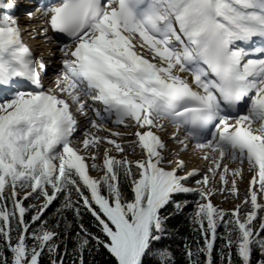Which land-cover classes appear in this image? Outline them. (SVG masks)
<instances>
[{"label":"snow or ice","instance_id":"1","mask_svg":"<svg viewBox=\"0 0 264 264\" xmlns=\"http://www.w3.org/2000/svg\"><path fill=\"white\" fill-rule=\"evenodd\" d=\"M25 31L62 43L48 88ZM175 216L186 264H264V0H0V264H177Z\"/></svg>","mask_w":264,"mask_h":264},{"label":"rangeland","instance_id":"2","mask_svg":"<svg viewBox=\"0 0 264 264\" xmlns=\"http://www.w3.org/2000/svg\"><path fill=\"white\" fill-rule=\"evenodd\" d=\"M26 1H31L32 0H26ZM28 3V2H27ZM34 10V9H32ZM17 11H21L20 13H18V16H20L21 14H27L26 11L21 8ZM24 19H19V22H23ZM22 24V23H21ZM20 24V25H21ZM25 24H26V27L30 26V25H34L35 24V21H29V20H26L25 21ZM23 26V25H22ZM36 26L34 27H31V28H28V29H32V28H35ZM27 32V31H26ZM35 37V38H33ZM24 38L26 39V41H28L30 44L33 45V47H35L37 49V55L38 57H40L41 59L43 60H46L47 63L51 64V70H50V74H52L53 76H57L59 75V72H60V68H61V56H55V55H51L49 56L51 53H52V49H50V46L48 45L49 42H45L43 37L36 34V33H29V34H26L24 35ZM41 40L42 42L39 43H36V44H33V40ZM34 40V41H35ZM42 52L45 53H48V54H45L46 56L44 55H41ZM51 52V53H50ZM48 55V56H47ZM49 61H56V62H49ZM50 82V81H49ZM54 83V79L53 81H51V83L49 84V86H52ZM83 125V123H82ZM83 130H87V127H85V125H83ZM169 132H171V129H168ZM84 132V131H83ZM102 135H104L105 133H101ZM163 136L166 137V135H164L162 133ZM81 133H76L74 136H73V145L76 146V147H79V144H78V141L80 140L81 138ZM169 144L170 146L173 148V149H176L178 148L179 146L176 145L174 142L172 141H169ZM191 151L189 152H180L178 155L184 157L183 159L185 160L186 162V169L187 167L190 165V164H193V162H195V159H197L198 163H197V167L196 168H199L201 170V173H206L207 172V163L205 161H203L202 159H198V156H196V158H193L195 157L194 155H192ZM115 155V153H114ZM129 155H130V158H138V153L136 154H133L131 152H129ZM192 155V156H191ZM193 158V159H192ZM194 160V161H193ZM231 167H235L236 165L235 164H230ZM246 167V166H245ZM92 175H98L97 172L93 171L91 172ZM247 176L245 177V180H247ZM195 179H200V176H197ZM195 179L191 181V184L190 186H193V187H197V185L195 184ZM240 196H241V199H243V196H244V193H245V189H246V183H241L240 186ZM212 201L214 204L218 205L219 207H223V208H226V209H231L232 207H234V204L236 203V201L234 200V198L232 197H229L228 199H225L223 196L221 195H216V196H213L212 198ZM40 201L38 200H30V201H27V203H39Z\"/></svg>","mask_w":264,"mask_h":264},{"label":"trees","instance_id":"3","mask_svg":"<svg viewBox=\"0 0 264 264\" xmlns=\"http://www.w3.org/2000/svg\"><path fill=\"white\" fill-rule=\"evenodd\" d=\"M180 198L188 199L191 201L199 200L198 195H195V196L189 195L187 197H180ZM58 204H59V201L53 204V206L49 210V214H51L52 212H55V209L58 206ZM194 207H195V204L193 203L188 208L185 209V212L186 213L192 212ZM171 208L172 206L170 205L168 211H171ZM68 216L69 218H71V213H68ZM84 222L86 225L90 226L92 224V218L86 214L84 216ZM168 226L170 228H179V235L173 236L170 240H166L165 243L170 244L172 246V250L174 251L175 256H176L177 264H186V260L181 252V249L183 248V240L180 239L179 237L187 236L189 237L190 240L193 239L189 222L185 219L184 216H175L169 220ZM93 230L95 231V229ZM220 231L222 232L223 229H220ZM219 243L220 242L217 241V246H219ZM61 251H63V246H61ZM86 258H87V255H86ZM255 258L256 257H254V259ZM92 259H93V264H112L111 258L109 257L107 252L103 250L99 254L95 255V257ZM216 259H217V264H219L218 257H216ZM43 264H48V260L46 256L43 258ZM68 264H71V258H69Z\"/></svg>","mask_w":264,"mask_h":264},{"label":"bare ground","instance_id":"4","mask_svg":"<svg viewBox=\"0 0 264 264\" xmlns=\"http://www.w3.org/2000/svg\"><path fill=\"white\" fill-rule=\"evenodd\" d=\"M29 3V4H35L34 3V1H26V3ZM19 19H24V21L23 22H20V26H21V28H23V29H28V28H31V27H34V26H37V25H39L40 24V21L39 20H36L35 21V24L34 25H30V26H28V27H26V24H25V21L26 20H28L27 19V14H21L19 17H18ZM23 25V26H22ZM26 34H29V32L27 31H25V35ZM35 40V39H34ZM33 40V44H36V43H39L40 44V42H42L41 40H35L34 41ZM48 45L50 46V49H52V53L49 55V56H51V55H55V56H61V54H60V48L62 47V43H59V42H57V41H55L54 39L51 41V42H49L48 43ZM45 54H48V53H45ZM44 54V52H42V54L41 55H44V56H46ZM48 56V55H47ZM49 62H56V61H49ZM47 63V62H46ZM55 78H56V76H53L52 74H50L49 75V81L51 82V81H53V79L55 80ZM81 121H82V123H83V125H85V127H87V121H85L83 118H81ZM81 125V124H80ZM107 127H109V128H112L114 131H124V129L123 128H115L113 125H111V124H108L107 125ZM81 128H82V126H81ZM83 129V128H82ZM169 129H171V131H172V128H171V126H169ZM77 133H81V138H80V140L83 138V135H84V132H83V130H81V131H78ZM100 135H102L101 133H100ZM104 135H107V133H105ZM161 135H162V133H161ZM165 135V134H164ZM163 136V135H162ZM192 153V152H191ZM190 153V154H191ZM192 155H194L195 156V154L194 153H192ZM191 155V156H192ZM179 158H184V157H182L181 155L179 156ZM193 158H196V156L195 157H193ZM192 158V159H193ZM198 159H199V157H198ZM194 161V160H193ZM197 163H198V161H197V159H195V162H193V164H190L188 167H187V169L186 170H188V169H191V168H193V167H197L196 165H197Z\"/></svg>","mask_w":264,"mask_h":264}]
</instances>
